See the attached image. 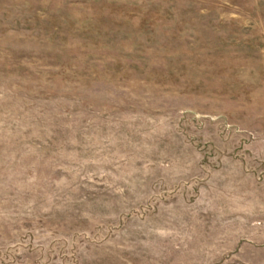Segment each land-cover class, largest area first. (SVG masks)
Wrapping results in <instances>:
<instances>
[{
	"label": "rangeland",
	"instance_id": "374dc122",
	"mask_svg": "<svg viewBox=\"0 0 264 264\" xmlns=\"http://www.w3.org/2000/svg\"><path fill=\"white\" fill-rule=\"evenodd\" d=\"M0 264H264V0H0Z\"/></svg>",
	"mask_w": 264,
	"mask_h": 264
}]
</instances>
